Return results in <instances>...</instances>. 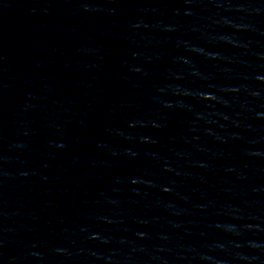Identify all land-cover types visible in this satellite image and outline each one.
Instances as JSON below:
<instances>
[{
  "label": "water",
  "instance_id": "water-1",
  "mask_svg": "<svg viewBox=\"0 0 264 264\" xmlns=\"http://www.w3.org/2000/svg\"><path fill=\"white\" fill-rule=\"evenodd\" d=\"M0 264H264V0H0Z\"/></svg>",
  "mask_w": 264,
  "mask_h": 264
}]
</instances>
